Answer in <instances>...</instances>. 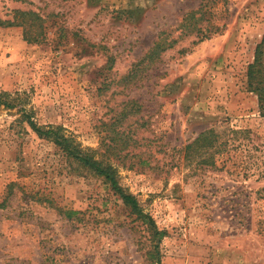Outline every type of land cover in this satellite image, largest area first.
<instances>
[{
	"label": "rangeland",
	"instance_id": "374dc122",
	"mask_svg": "<svg viewBox=\"0 0 264 264\" xmlns=\"http://www.w3.org/2000/svg\"><path fill=\"white\" fill-rule=\"evenodd\" d=\"M15 10L43 29L0 25V264H264V117L245 78L264 0H0V19ZM28 118L96 149L152 223ZM209 128L215 164L185 159Z\"/></svg>",
	"mask_w": 264,
	"mask_h": 264
},
{
	"label": "trees",
	"instance_id": "16d2710c",
	"mask_svg": "<svg viewBox=\"0 0 264 264\" xmlns=\"http://www.w3.org/2000/svg\"><path fill=\"white\" fill-rule=\"evenodd\" d=\"M26 18H31L30 26L37 24L34 34L30 37L33 41H38L42 33L43 24L42 17L33 10H15L12 18L0 19V25H22L26 24ZM161 45L160 41H155L150 53ZM253 58L246 66L245 78L247 90L256 96L258 111L264 117V34L259 42L255 45ZM0 103L10 106V102L0 98ZM29 125L38 134L39 137L51 140L57 145L62 152L75 160L79 165L83 166L90 172L101 176L116 193L123 203L136 213L143 220L152 223L149 214L144 213L138 205L135 196L122 190L116 178V168L110 162L96 156V149L82 148L78 143L74 142L70 135L64 133V128L58 125L38 126L28 118ZM218 133L213 128L206 129L198 134L191 142L184 146V158L187 160H196L197 163L215 164L214 155L219 152L221 142L218 141ZM157 232V230H156Z\"/></svg>",
	"mask_w": 264,
	"mask_h": 264
}]
</instances>
